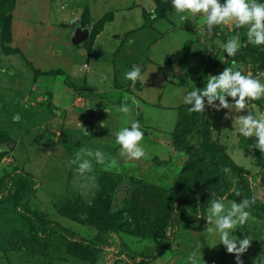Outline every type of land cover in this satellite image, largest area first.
<instances>
[{
  "label": "rangeland",
  "instance_id": "rangeland-1",
  "mask_svg": "<svg viewBox=\"0 0 264 264\" xmlns=\"http://www.w3.org/2000/svg\"><path fill=\"white\" fill-rule=\"evenodd\" d=\"M0 14L13 22L9 33L0 32V196L14 173L32 174L40 183L30 202L33 213L43 222H59L92 240L103 225H97L90 205L104 176L119 177L116 185L109 183L115 186L110 213L139 205V216L149 218L150 226H155V215H162L157 198L150 196L155 187L179 194L181 200L189 195L185 191L202 182L211 181L224 190L233 161L252 174L258 188L255 180L262 165L255 142L239 134L237 122L248 110L264 113L260 105L264 99L229 115L228 109L216 111L207 106L205 112L190 113L183 103V93L203 89L210 74L217 75L226 67L253 75L264 72V46L248 44L246 29H237L235 21L217 26L211 36H201L203 17L200 25L192 18L181 22L170 0H0ZM56 15L63 26L51 25ZM78 27L94 32L85 45H74L69 36L70 29L75 33ZM229 38L242 43L235 57L226 56L222 48ZM133 65L142 68V79L135 83L124 79ZM117 83L115 98L101 96L105 104H114V112L89 115L92 106L84 105L83 89L104 94ZM130 98L139 106L131 105L129 114L116 109ZM90 99L91 95L86 101ZM184 112L192 117L190 130L175 140ZM132 121H139L146 135L140 142L145 151L140 159L122 155L115 139ZM213 146L218 150L212 152ZM85 147L102 151L106 159L102 165L93 161L92 171L81 174L72 161ZM204 157L212 171L197 175ZM26 189V181L20 179L12 198L0 202V264H140L141 260L122 252L120 238L129 252L145 254L159 241L153 229L146 227L137 234L121 231L120 238L113 236V246L106 245L98 254L59 235L41 240L35 226L17 211ZM233 200L239 202L235 197L224 202L230 206ZM262 210L251 205L247 224L242 231L236 230L237 238H252L240 255L242 264H264ZM125 216L132 222V217ZM173 217L174 213L165 215L163 236L172 235ZM206 234L205 219L183 216L178 237L157 259L145 264H189L192 254L198 264H237L235 253H228L223 244L215 245L214 238L208 244Z\"/></svg>",
  "mask_w": 264,
  "mask_h": 264
},
{
  "label": "clouds",
  "instance_id": "clouds-1",
  "mask_svg": "<svg viewBox=\"0 0 264 264\" xmlns=\"http://www.w3.org/2000/svg\"><path fill=\"white\" fill-rule=\"evenodd\" d=\"M170 3L181 22L192 18L200 25L203 17L201 36H206V32L212 35L217 26L235 21L237 29H246L248 44L264 46V0H170ZM241 47V41L233 38L222 44L224 54L228 57H235ZM124 79L133 83L141 80L142 68L133 65L131 70L124 73ZM261 99H264V72L253 75L239 69L234 70L232 67H226L217 75L210 74L203 89L195 88L183 93V103L189 106L190 113L205 112L206 106L216 111L230 110L226 115L231 114L233 110L241 113L248 109L250 102ZM130 105L138 107L139 102L135 98L125 99L120 112L129 114L132 111ZM237 123L239 134L244 138L255 137L254 147L264 152V113L257 115L248 110L246 115H240ZM84 134L89 133L84 129ZM143 138L144 131L139 121H132L130 126L118 131L115 137L121 154L134 159L145 156L144 148L140 144ZM105 159V153L102 151L85 147L76 153L72 163L78 165L77 170L83 174L92 171L93 161L102 165ZM224 201L225 197H217L211 201L206 212L200 211L199 214L193 215L206 220L207 234L204 237L208 244L209 240L214 238L215 245L226 246L228 253L236 254L237 264H242L240 255L248 250L252 238L249 235L237 238L235 233L238 228L241 230L247 224L251 215L248 209L254 201L233 200L230 206ZM188 259L189 264H198L195 254Z\"/></svg>",
  "mask_w": 264,
  "mask_h": 264
},
{
  "label": "trees",
  "instance_id": "trees-1",
  "mask_svg": "<svg viewBox=\"0 0 264 264\" xmlns=\"http://www.w3.org/2000/svg\"><path fill=\"white\" fill-rule=\"evenodd\" d=\"M0 17L3 18L0 20V32L2 35H5L6 32L9 33L11 30V26L13 23L12 18L4 17L3 14H0ZM102 27L103 25H100L101 30ZM91 32L92 33L90 40H92V35L94 34L93 31ZM88 42L86 41L85 44ZM261 68L264 70V62L262 63ZM131 69L132 68H130V70ZM117 85H119V83H117ZM116 91L117 90H114L108 95L110 97L113 96V98H115L114 92ZM113 98H110V100H114ZM116 101H120V99ZM254 102L257 103L258 101ZM260 105H264V101ZM191 119L192 117H189L185 112L181 114L177 124L178 134L175 140H177L179 136L183 137L188 134L190 130ZM251 141L255 142V137L251 138ZM213 149L214 150L212 152H215L218 150V147L213 146ZM222 150L224 151V149ZM255 150L258 156V160L262 165L261 171L259 172V175L255 180L257 182L258 188L255 187V182L253 183V180L251 179L252 174H250L249 171H246L243 166L234 163L232 159L230 166L231 168H227V177L224 179V183L226 181V185L228 186V188L224 190H220L221 188L217 187L211 181L209 183L202 182L194 186L195 188L190 192L185 191V194L189 195L184 196V198L181 200V196H179V194L174 196L173 194L167 192L162 188H158V190L156 191L155 187L154 189H152V194L150 196L156 197L158 200L159 207L162 208V215H159L158 217H156L155 215L154 219H152L154 221L155 226H150V223H148L149 218L144 219L143 215L139 216V212H141L139 205H136V207H134L131 204L129 207L124 208L123 210L115 211L116 213L111 214L110 197L113 193V190L115 189H113V187L115 186H111V184L109 183L112 182L116 185V182L119 180V177H102L100 181V192L95 198L94 202L90 205V207L94 208V215H97V225L102 224L103 226L100 234H98L96 238L92 240H87L85 238L77 236L78 234L68 231L59 222H43L36 214L33 213L30 207V202L37 195L40 183L39 180L32 174H27L22 171L14 173L10 178L5 194L3 196H0V202L10 200V198H12L13 189L14 187H16L19 180H25L27 183V189L17 204V211L22 217H24L33 226H35V235L37 236V238L41 240H48L54 235H59L65 239H68L70 241H73L74 243L81 245L85 250L96 254L102 253L106 249V245L113 246V236H117L120 238L119 233L121 231H127L137 234L142 229H145V227L148 230L153 229V233L157 234L156 237L159 238V241L150 254L136 253L133 251L129 252L126 247V244L120 238L122 249H124L122 252L124 254L127 253V256L132 258L133 260H141L142 262H140V264H145L157 259L167 248V246L174 242V240L178 237L179 225L181 224L183 216H186L191 219H200L194 216L193 214H199L200 211H205L208 202L217 197L222 196L225 197V199L227 197L228 199L235 197L238 201L242 199L253 200L254 202L251 205L255 206L256 208L263 207L262 211H264V152H261L257 148H255ZM205 157L203 159L204 164L201 166V169L197 172V175H207L210 174V172L212 171L213 166H209L205 162ZM197 163L202 164V162L199 163L198 161ZM221 169H225V166L222 165ZM167 213H174L172 225L173 232L171 236H163L164 234L162 231L164 229V220L166 221L165 215ZM125 215L129 216V218L132 217V222H129ZM142 219L144 221H142ZM157 226H161V230H156Z\"/></svg>",
  "mask_w": 264,
  "mask_h": 264
},
{
  "label": "crops",
  "instance_id": "crops-1",
  "mask_svg": "<svg viewBox=\"0 0 264 264\" xmlns=\"http://www.w3.org/2000/svg\"><path fill=\"white\" fill-rule=\"evenodd\" d=\"M63 9H65L64 8V6L62 7ZM57 13V12H56ZM56 17H57V15L54 17V22H52L51 23V25H56V24H58V25H64L65 23L63 22H58L57 21V19H56ZM76 21H78V19L77 20H75V22ZM74 25V24H73ZM79 29V27L76 29V31ZM82 29V28H81ZM88 29V28H87ZM82 30H85V29H82ZM90 30V29H89ZM76 31H75V33H74V31H73V29L71 30L70 29V32H69V36H71V40H73V37H74V34H76ZM74 33V34H73ZM90 37H91V30H90V36H89V39H90ZM88 39V40H89ZM87 40V41H88ZM86 42V41H85ZM85 42H83V43H81V44H79V45H85ZM73 43V42H72ZM74 44V43H73ZM75 45V44H74ZM139 66V65H138ZM99 77H100V75H99ZM167 78V77H166ZM101 80H102V82H106V78H105V76H101ZM117 85V84H116ZM77 87H81V86H78V85H76ZM84 86H85V84H84ZM83 87V86H82ZM116 87H117V89H116ZM118 85L117 86H115V88H114V90H118ZM140 88H141V86H140ZM88 89V92L87 91H85L86 89H83L84 91H82L83 93H82V95H85L86 96V98H85V102H84V105L86 106L87 105V103H89L90 104V106H92V109H90V112H89V115H92L93 116V114L94 115H96L98 112H101V111H105V112H107V111H111V112H114V109H115V107H113V105L114 104H112L111 102H109L110 103V105H108V103H106L105 104V102H104V96L106 95V96H109L108 94H110V92H106V93H104V94H102L100 91H90L89 90V88H87ZM94 90V89H93ZM113 89H112V91L111 92H113L114 91ZM151 93V92H150ZM93 94H94V96H93ZM91 95V99L90 100H88V101H86V99L89 97ZM98 95H100L99 96V98H94V97H98ZM157 95H158V99L160 100V95H161V92H160V90L158 89L157 90ZM84 96V97H85ZM88 96V97H87ZM101 96H103V98L101 97ZM153 97L154 98H156V96H154L153 95ZM169 98H170V96H168ZM144 99L146 100V98L144 97ZM111 101H114V100H111ZM147 101H150V103H151V101H152V99H149V100H147ZM168 101H170V99H168ZM121 102H122V100H121ZM120 103V102H119ZM119 103H116L117 105L119 104ZM120 105V107L122 106V104H119ZM120 107H116V109H118V111H119V109H120ZM130 107H131V105H130ZM82 110H84V109H82ZM118 111H116V112H118ZM87 113V112H86ZM86 113H85V116H86ZM88 114V113H87Z\"/></svg>",
  "mask_w": 264,
  "mask_h": 264
},
{
  "label": "water",
  "instance_id": "water-1",
  "mask_svg": "<svg viewBox=\"0 0 264 264\" xmlns=\"http://www.w3.org/2000/svg\"><path fill=\"white\" fill-rule=\"evenodd\" d=\"M89 36H90V30L89 29L82 30L81 28H79L76 31V34H74L72 42L75 45H79V44L87 41L89 39ZM207 36H211V34L207 33Z\"/></svg>",
  "mask_w": 264,
  "mask_h": 264
},
{
  "label": "flooded vegetation",
  "instance_id": "flooded-vegetation-1",
  "mask_svg": "<svg viewBox=\"0 0 264 264\" xmlns=\"http://www.w3.org/2000/svg\"><path fill=\"white\" fill-rule=\"evenodd\" d=\"M207 34V33H206Z\"/></svg>",
  "mask_w": 264,
  "mask_h": 264
}]
</instances>
